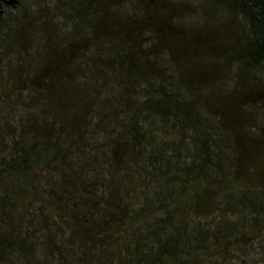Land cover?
<instances>
[{
	"label": "trees",
	"instance_id": "16d2710c",
	"mask_svg": "<svg viewBox=\"0 0 264 264\" xmlns=\"http://www.w3.org/2000/svg\"><path fill=\"white\" fill-rule=\"evenodd\" d=\"M0 264H264V0H0Z\"/></svg>",
	"mask_w": 264,
	"mask_h": 264
},
{
	"label": "rangeland",
	"instance_id": "374dc122",
	"mask_svg": "<svg viewBox=\"0 0 264 264\" xmlns=\"http://www.w3.org/2000/svg\"><path fill=\"white\" fill-rule=\"evenodd\" d=\"M237 25V27H239V25L238 24H236ZM216 67V66H215ZM219 68H221V67H219Z\"/></svg>",
	"mask_w": 264,
	"mask_h": 264
}]
</instances>
